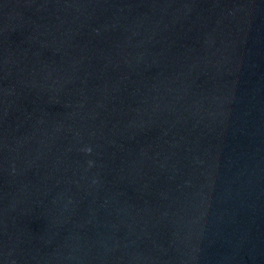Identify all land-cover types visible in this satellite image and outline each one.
Returning <instances> with one entry per match:
<instances>
[{
  "label": "water",
  "instance_id": "obj_1",
  "mask_svg": "<svg viewBox=\"0 0 264 264\" xmlns=\"http://www.w3.org/2000/svg\"><path fill=\"white\" fill-rule=\"evenodd\" d=\"M0 264H264V0H0Z\"/></svg>",
  "mask_w": 264,
  "mask_h": 264
}]
</instances>
